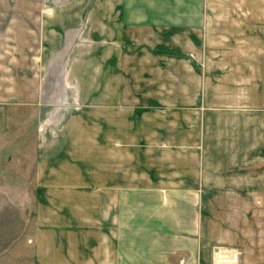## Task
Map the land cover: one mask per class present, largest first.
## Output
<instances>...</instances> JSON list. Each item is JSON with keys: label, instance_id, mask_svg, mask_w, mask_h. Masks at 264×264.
Here are the masks:
<instances>
[{"label": "crops", "instance_id": "crops-1", "mask_svg": "<svg viewBox=\"0 0 264 264\" xmlns=\"http://www.w3.org/2000/svg\"><path fill=\"white\" fill-rule=\"evenodd\" d=\"M39 4L55 33L95 40L63 48L75 106L59 112L49 140L38 128L30 228L0 252V264H211L214 246L237 249L238 264H264L263 116L225 124L222 157L207 165L186 163L168 140L182 134L171 117L183 94L168 99L161 73L198 50L203 7L214 2Z\"/></svg>", "mask_w": 264, "mask_h": 264}, {"label": "rangeland", "instance_id": "rangeland-1", "mask_svg": "<svg viewBox=\"0 0 264 264\" xmlns=\"http://www.w3.org/2000/svg\"><path fill=\"white\" fill-rule=\"evenodd\" d=\"M210 1L214 4L203 7L208 19L198 50L185 55L178 69L161 73L168 81L161 88L168 99L183 94L180 112L171 117L181 124L182 134L172 131L168 140L183 147L190 164L207 165L222 157L224 126L230 120L255 125L262 115L264 125V0ZM39 3L0 0V188L9 192L0 191V252L22 226L30 228L28 194L38 128L49 140L54 133L48 128L55 120L61 125L59 112L74 102L73 89L65 87L70 53L63 48L95 40L87 33H55L51 22L39 19L48 8ZM129 134L121 139L134 140Z\"/></svg>", "mask_w": 264, "mask_h": 264}, {"label": "built area", "instance_id": "built-area-1", "mask_svg": "<svg viewBox=\"0 0 264 264\" xmlns=\"http://www.w3.org/2000/svg\"><path fill=\"white\" fill-rule=\"evenodd\" d=\"M240 252L234 248L214 246L211 264H238Z\"/></svg>", "mask_w": 264, "mask_h": 264}]
</instances>
